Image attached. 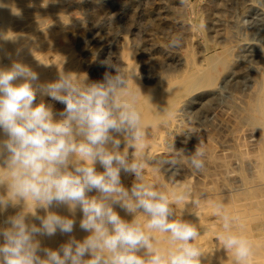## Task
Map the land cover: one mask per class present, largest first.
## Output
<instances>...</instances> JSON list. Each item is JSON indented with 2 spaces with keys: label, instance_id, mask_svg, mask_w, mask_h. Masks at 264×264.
<instances>
[{
  "label": "rangeland",
  "instance_id": "rangeland-1",
  "mask_svg": "<svg viewBox=\"0 0 264 264\" xmlns=\"http://www.w3.org/2000/svg\"><path fill=\"white\" fill-rule=\"evenodd\" d=\"M25 1L27 4L21 8L23 15L16 17L13 13L6 15L7 0H0V15L6 20L2 22L0 18V40L18 17L32 19L39 41L29 51L45 49L47 63L41 68L34 65L32 70L37 74H43L44 68L53 62L59 75L66 72L86 75L90 81L103 78L108 70L102 64L105 60L125 67L126 71L132 72L133 68L136 84H130L140 94L138 108L147 129L145 147L138 153L146 158L144 179L165 190L170 199L187 194L185 204L172 205L175 210L172 219L179 217L198 228L202 236L195 244L201 250L209 247V242L214 243V253L207 259L215 261L208 262L203 254L201 264H234L232 253L226 252L217 239L223 231L222 220L214 214L213 204L217 201L224 202L228 214L237 218L236 229L253 243L250 264H264V188L260 186L264 183V105L260 106L264 104V64L260 62L264 54L258 46L259 39L264 38V0ZM177 33L183 36V45L170 49L169 42ZM209 56L218 57L221 63H216V72L210 73L213 79L210 82L208 79L206 84L202 74L205 69L208 72L206 58ZM194 63H198L201 72L193 75V80L202 77L203 81L194 89L175 95L176 101L169 103L166 113L152 116L151 103L146 99L168 80L177 83L186 79L190 84ZM59 75L50 82L56 81ZM38 77L39 84H46ZM56 102L52 105L53 111L59 113L65 105ZM119 138L123 150L125 142L123 137ZM173 146L176 152L170 151ZM196 146L205 151V167L199 172L187 163L189 153ZM174 156L178 157L180 166L178 175L176 169L163 163ZM96 167L97 171H103L100 165ZM124 175L121 172V183L131 189L135 176L127 174L125 178ZM180 182L182 189H175ZM0 195H7L6 186H0ZM88 195L98 193L93 191ZM192 197L199 199L198 206L190 201ZM20 213L25 214L26 222L39 226V220L19 201L9 202L0 209V228L10 227L6 223L8 218ZM45 214L44 209H36V215ZM119 214L126 221L134 219L124 210ZM157 235L166 243L162 234ZM53 236L37 235L36 239L45 243L40 245L42 248L54 249Z\"/></svg>",
  "mask_w": 264,
  "mask_h": 264
},
{
  "label": "clouds",
  "instance_id": "clouds-1",
  "mask_svg": "<svg viewBox=\"0 0 264 264\" xmlns=\"http://www.w3.org/2000/svg\"><path fill=\"white\" fill-rule=\"evenodd\" d=\"M182 45L183 36L177 33L168 47ZM102 64L108 70L100 80L61 73L46 84H39L38 74L21 62L0 68V186L7 188V195H0V209L23 201L40 222H26L24 213L8 218L10 227L0 228V264H201L198 228L172 219V205L185 204L187 194L170 199L144 179L146 158L138 153L145 147L147 129L130 84L133 73L111 60ZM38 93L64 109L55 113L43 99L36 103ZM129 148L134 149L131 157ZM170 151L177 150L173 146ZM204 157V149L196 146L187 163L199 172ZM163 163L179 174L178 157ZM121 172L135 176L131 189L122 185ZM93 191L98 195L90 197ZM190 201L200 202L195 197ZM61 205L72 213L79 209L80 228L89 235L83 241L70 238L55 250L42 248L37 235L73 231V219L48 211ZM115 206L134 219H123ZM38 208L46 214L36 215ZM213 209L222 220L223 231L217 235L222 248L232 253L234 264H250L254 245L236 229L237 218L228 214L223 201L214 202ZM157 233L165 237V247Z\"/></svg>",
  "mask_w": 264,
  "mask_h": 264
},
{
  "label": "bare ground",
  "instance_id": "bare-ground-1",
  "mask_svg": "<svg viewBox=\"0 0 264 264\" xmlns=\"http://www.w3.org/2000/svg\"><path fill=\"white\" fill-rule=\"evenodd\" d=\"M32 1V0H31ZM14 2V3H13ZM23 2V3H22ZM33 2V1H32ZM34 2H35V0H34ZM30 3V2H29ZM7 6L4 4V6L6 7V11H7V16H9V15H12V13L17 17V16H22L23 15V13L21 12V8L22 7H24L26 4H27V2L25 1V0H16V1H14V0H7ZM29 7V6H28ZM24 11V10H23ZM25 11H27V10H25ZM29 11V10H28ZM31 12H32V10H31ZM1 14V13H0ZM25 14V13H24ZM31 14V13H30ZM6 16V17H7ZM29 16V15H28ZM31 16V15H30ZM36 16H37V14H36ZM0 18H2L3 20H2V22L4 21H6L4 18L5 17H2L1 15H0ZM20 18V19H19ZM23 19V18H22ZM21 19V17H18V20L15 22V24L9 29V31L7 32L6 31V33L1 37V40H2V38L5 40L4 41V45L0 42V44L2 45V47L0 48V55H2L3 56V58H1L0 59V68H10L11 67V64L14 62V61H18V62H21V63H23V64H25V65H27V66H29L31 69H34V65L35 64H38V65H40V68H41V66H44V62H45V54H44V50H30L29 51V49L31 48H33L34 46L36 47V43H38V41L39 40H37V31L36 32H34L35 30H34V28H33V26H32V19L30 20V19H23L22 20ZM14 23V22H13ZM41 23V22H40ZM3 24V23H2ZM34 24V23H33ZM43 24V23H42ZM34 25H36V24H34ZM2 26V25H1ZM3 28V27H2ZM36 28V27H35ZM7 29V28H6ZM37 29V28H36ZM40 29H43V28H40ZM3 31V30H2ZM264 31V30H263ZM3 33V32H2ZM38 33H40V32H38ZM41 34H43V33H41ZM42 36H45V33H44V35H42ZM46 39V38H45ZM0 40V41H1ZM41 40V39H40ZM259 40H261L260 42H259V44H258V46H260V49H261V51L263 52V54H264V41H262V40H264V38L262 37V38H260ZM3 41V40H2ZM257 41V40H256ZM42 42V41H41ZM44 42H45V40H44ZM42 44V43H41ZM245 45L247 44V43H244ZM0 45V46H1ZM44 45H45V43H44ZM43 45V46H44ZM46 45H47V43H46ZM42 46V45H41ZM42 46V47H43ZM48 48V47H47ZM47 51V50H46ZM124 51H126L125 49H124ZM51 52V51H50ZM62 52V51H61ZM60 52V53H61ZM247 52V51H246ZM47 53V52H46ZM59 53V52H58ZM127 53V52H126ZM243 53H245V52H243ZM63 54H66L65 52H63ZM63 54H61V55H63ZM216 54V53H215ZM242 54V53H241ZM259 54V53H258ZM57 55V54H56ZM124 56V55H123ZM122 56V57H123ZM57 57V56H56ZM55 57V58H56ZM63 57V56H62ZM259 57V56H258ZM49 59H50V57H49ZM52 59V58H51ZM53 59H54V57H53ZM218 57H214V56H209V57H207L206 58V61H207V66H208V72L206 73V69H205V74H202V75H204V83H206L207 84V80L209 79V82L211 81V79H213V77L210 75V73H212L213 71H215L216 72V70H214V67H215V65H216V63L218 62L219 64L221 63V62H219L218 61ZM59 60V59H58ZM62 60V59H61ZM128 60L130 61V57L128 56ZM219 60H221V59H219ZM246 60V59H245ZM50 61V63L52 62L51 60H49ZM54 61V60H53ZM258 61V60H257ZM264 61V60H263ZM262 60L260 61L261 63H263L264 64V62H263ZM69 62V61H68ZM71 62V61H70ZM69 62V63H70ZM46 63V62H45ZM64 63V62H63ZM62 63V64H63ZM66 63V62H65ZM72 63V62H71ZM127 63V62H126ZM130 63H131V61H130ZM47 64V63H46ZM73 64V63H72ZM129 64V63H128ZM195 65V67L192 69V71H191V76H190V79L192 80L191 81V83L189 84V80H181V81H179V82H177V83H174V80H168V82H166V83H164L162 86H158L159 88H157L158 90L156 91V92H152L151 93V96H149V94H148V96H149V98L148 99H146V100H148L149 101V104L151 103V108H150V110H152L153 111V113H152V116H157L156 114H159V113H162V112H164V113H166L167 112V110L169 109V107H170V104L169 103H172V104H174L175 103V99H174V96L176 95V96H180V95H182L183 93H185V92H188V91H190V90H192V88L194 89V87L196 86V84L202 79V77H201V79L199 78L197 81L196 80H193V75H196V73L198 72V71H200L199 69H198V63H194ZM243 64V63H242ZM71 65V64H70ZM131 66H130V69H131V67H132V63L130 64ZM135 65V64H134ZM133 65V66H134ZM54 67H55V63L53 62L51 65H49V66H47V67H45L44 69V71H43V74H38L39 76H41L42 77V79H43V81L42 82H44V83H48V82H50L51 80H53L54 78H56V77H58L57 75H59V73L58 72H55V70L57 69V68H55L54 69ZM62 68V67H61ZM60 67L58 68V69H61ZM178 68V67H177ZM206 68V67H205ZM216 68V67H215ZM136 69V68H135ZM253 69V68H252ZM36 71V70H35ZM57 71V70H56ZM66 72V71H65ZM130 72V71H129ZM201 72V71H200ZM67 73V72H66ZM132 73H133V68H132ZM135 72H134V74L132 75V79L135 77ZM60 76V75H59ZM40 78V77H39ZM197 78V77H196ZM195 79V78H194ZM262 79V78H261ZM260 79V80H261ZM203 80H201V82L203 81ZM259 80V83L260 82H262V81H260ZM195 81V82H194ZM264 81V80H263ZM133 85L132 86H134L135 84H136V80L134 81H130ZM38 83H39V81H38ZM157 83V82H156ZM262 83H264V82H262ZM159 84V83H158ZM261 84V83H260ZM259 84V85H260ZM160 85V84H159ZM261 86V85H260ZM134 88V87H133ZM147 88V87H146ZM261 88H262V86H261ZM150 89V88H149ZM259 89V88H258ZM139 92V91H138ZM146 92V91H145ZM258 92V91H257ZM144 94V93H143ZM142 94V95H143ZM245 94V93H244ZM261 94V93H260ZM138 95V94H137ZM147 96V97H148ZM44 98V96H41L39 93L37 94V100H36V103H39L40 102V98ZM138 97H140V94L138 95ZM258 98V97H257ZM140 100V99H139ZM262 100V99H261ZM44 101L46 102V103H49V104H51V105H54V103H55V101L54 100H52L50 97H47L46 96V98H44ZM142 101H145V100H142ZM141 101V102H142ZM154 101H156V103L155 104H153V102ZM201 102V101H200ZM256 102H257V99H256ZM57 103V102H56ZM146 104H148V103H146ZM258 104H260V103H258ZM264 104H262L261 103V105L260 106H263ZM137 106H140V102H138V105ZM145 106V105H144ZM173 106V105H172ZM256 106H258V105H256ZM259 107V106H258ZM257 107V108H258ZM140 109H141V107H140ZM259 109V111L258 112H260V108H258ZM257 110V109H256ZM155 114V115H154ZM264 114V113H263ZM262 114V115H263ZM261 116V115H260ZM145 122V121H144ZM147 125V124H146ZM232 127V126H231ZM262 127H263V129H264V123L262 124ZM155 131H157V130H155ZM264 131V130H263ZM155 133V132H154ZM158 133V132H157ZM154 135V134H153ZM156 135V134H155ZM154 135V136H155ZM153 136V137H154ZM0 138H3L2 136L0 137ZM155 138V137H154ZM151 145V144H150ZM121 147H122V145H120ZM159 150V149H158ZM161 150V149H160ZM154 151H156V150H154ZM134 151H129V154H130V157H131V155H132V153H133ZM150 152V151H149ZM158 152V151H157ZM154 153V152H153ZM153 153H152V155H153ZM264 161V160H263ZM264 165V164H263ZM262 165V167L264 168V166ZM252 171V170H251ZM263 171V170H262ZM126 174V173H125ZM130 175V174H129ZM125 176V178H126V176H127V174L126 175H124ZM264 176V175H263ZM130 177V176H129ZM128 177V178H129ZM124 178V179H125ZM131 180V179H130ZM135 180V179H134ZM132 181V180H131ZM260 181H263V179L262 180H260ZM127 182V181H126ZM185 182H186V180H185ZM181 185H183L182 184V182H180V183H178L177 185H176V188L175 189H182V187H181ZM262 188H264L263 186H264V183H262L261 185H260ZM259 186V187H260ZM49 211H51V212H54V213H56V214H58V215H61V216H65V217H68V218H71V219H73L74 221H75V223H74V228H73V231H72V233H69V234H63V235H55V236H53V239H54V242L53 243H51L52 244V246H54L55 248L53 249V247H52V249L53 250H55V249H58L59 247H60V245H62V244H64V243H66V242H68V240L70 239V238H75L76 240H78V241H83V239H85L88 235H89V233H87V232H85V231H83L81 228H80V220L82 219V213L79 211V209H77L76 211H75V213H72L69 209H68V207L67 206H64V205H61V206H53V207H51L50 209H48ZM40 211V210H39ZM115 211H117L118 212V214L122 211L123 212V210H122V208H121V210H119L118 211V206H115ZM42 212V211H41ZM41 215H42V213H41ZM120 215V214H119ZM234 215H236V213L234 214ZM121 216V215H120ZM124 216V215H123ZM125 219V218H124ZM126 220V219H125ZM39 223V222H38ZM212 229V228H211ZM210 230V229H209ZM204 233V232H203ZM58 234V233H57ZM159 234V233H158ZM158 236V235H157ZM202 236V235H201ZM43 237H41V239H42ZM45 238V237H44ZM46 238H48L49 239V237H46ZM200 238V237H199ZM51 239V238H50ZM61 239H64L65 241H63V240H61ZM50 241V240H49ZM161 241V245L160 246H162V247H165L166 246V243L163 241V240H160ZM209 241V240H208ZM42 243H40V245H41ZM45 244V243H44ZM44 244H42V245H44ZM207 245L209 246V247H207ZM206 245V247L207 248H205V250L203 251V250H201V248H199L200 250H201V252H202V255L204 254L205 255V257H206V259H207V257L209 258V257H212V255H213V253H214V243H212V242H209L208 244ZM49 246V245H48ZM47 246V247H48ZM51 246V245H50ZM198 246V245H197ZM222 247V246H221ZM46 248V247H45ZM257 250V249H256ZM138 254H143V250L141 251V253H138ZM201 255V256H202ZM203 255V256H204ZM223 255V254H222ZM227 255V254H226ZM202 256V257H203ZM223 257V256H222ZM88 257H86V259H87ZM211 259L212 258H210V260H208L207 259V261L208 262H210L211 261ZM218 259V258H217ZM216 259V260H217ZM212 260H214V259H212ZM263 260V259H262ZM215 261V260H214ZM213 261V262H214ZM259 261H261L260 259H259ZM227 262V261H226ZM253 262H255V261H253ZM264 262V261H263Z\"/></svg>",
  "mask_w": 264,
  "mask_h": 264
}]
</instances>
